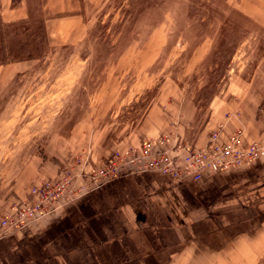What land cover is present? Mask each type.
Wrapping results in <instances>:
<instances>
[{
  "label": "rangeland",
  "instance_id": "obj_1",
  "mask_svg": "<svg viewBox=\"0 0 264 264\" xmlns=\"http://www.w3.org/2000/svg\"><path fill=\"white\" fill-rule=\"evenodd\" d=\"M28 1V22L0 27V59L40 54L0 89V223L45 179L75 203L144 141L201 146L239 116L264 137V0H80L85 24L48 44Z\"/></svg>",
  "mask_w": 264,
  "mask_h": 264
},
{
  "label": "crops",
  "instance_id": "obj_2",
  "mask_svg": "<svg viewBox=\"0 0 264 264\" xmlns=\"http://www.w3.org/2000/svg\"><path fill=\"white\" fill-rule=\"evenodd\" d=\"M39 1L48 38L63 36L66 24H76L70 35L85 24L80 0ZM31 16L28 0H0V26ZM33 60L0 64V89ZM240 118L227 121L224 139L256 124ZM252 137L244 132L243 142ZM131 169L0 238V264H263L264 156L186 182ZM37 172L39 179L46 171Z\"/></svg>",
  "mask_w": 264,
  "mask_h": 264
},
{
  "label": "built area",
  "instance_id": "obj_3",
  "mask_svg": "<svg viewBox=\"0 0 264 264\" xmlns=\"http://www.w3.org/2000/svg\"><path fill=\"white\" fill-rule=\"evenodd\" d=\"M224 126L214 130L205 144L199 146L183 140L167 144L166 140L144 141L135 148L127 161L109 160L103 179L94 176L92 188L102 181L117 177L131 166L130 171L149 170L168 174L182 182L200 180L207 173L225 172L235 168L251 167L258 157L264 156V137L245 144L243 131L238 130L223 138ZM66 187L60 179H45L30 188L27 196L13 205L0 223V238L27 228L32 222L73 202L65 195ZM91 189V188H90ZM73 195V194H71Z\"/></svg>",
  "mask_w": 264,
  "mask_h": 264
},
{
  "label": "trees",
  "instance_id": "obj_4",
  "mask_svg": "<svg viewBox=\"0 0 264 264\" xmlns=\"http://www.w3.org/2000/svg\"><path fill=\"white\" fill-rule=\"evenodd\" d=\"M42 25H43L42 27L44 31L43 39L45 40L46 44H48V36L46 34L44 20L42 22ZM34 44H35V41H28L27 43L22 44L21 47L25 48V51L23 53H14V51L11 49L9 53H7L3 58L0 59V64L8 63L11 61H20V60L38 58L40 54L33 52L32 47H35ZM29 48L32 50H30Z\"/></svg>",
  "mask_w": 264,
  "mask_h": 264
}]
</instances>
